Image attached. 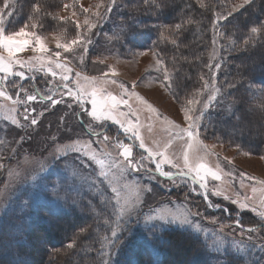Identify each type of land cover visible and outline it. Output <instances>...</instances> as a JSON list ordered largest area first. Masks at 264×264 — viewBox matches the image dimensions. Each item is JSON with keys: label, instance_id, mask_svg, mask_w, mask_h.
Segmentation results:
<instances>
[{"label": "rangeland", "instance_id": "rangeland-1", "mask_svg": "<svg viewBox=\"0 0 264 264\" xmlns=\"http://www.w3.org/2000/svg\"><path fill=\"white\" fill-rule=\"evenodd\" d=\"M11 1L12 0H10V2ZM96 3L97 2L94 0H79L76 9H72L71 7L65 9L62 7L58 13L60 16L68 17L73 21L78 19L81 25H83L85 16L81 11V6L83 8H89L91 6L94 11ZM238 3H240V0L230 2L229 6L226 8V12L222 14L227 15V13L232 10V7ZM73 11L77 13L76 17H72L71 13ZM89 19H93V17L90 16ZM105 24L108 27H112L109 16L103 22L99 23V26L97 25L96 30L100 29V27ZM79 31L83 34L80 42L74 45L69 44V50L67 51L62 48L58 49L57 42L60 44L68 43L76 39L77 33L71 38L58 32L37 33L43 37V42L50 52L54 53L55 51H60L62 57H66V59L62 60V63L67 64V66L72 69L70 79L74 78L75 73L79 71L81 72V83H85L83 80L84 76L95 77L97 78V84L103 86L106 94L110 93L119 98L122 92L120 87L121 83L130 93L134 92L136 95L125 97L126 99H130L132 111L136 113L134 116L129 114L127 122L134 125L147 147L155 151L165 152L169 158L182 166L183 153L187 146L184 143V138H179L177 134L181 128L187 126V121H185L183 112L181 111V102L186 105L187 99H192L194 101L193 111L196 115H200V112L196 111V109L201 108L202 102L206 101L208 96L215 90L213 88L209 69L205 79L208 81V88L205 89L203 87L204 82L201 83L200 81L199 86L194 85L189 93H179L181 102H178L172 95V91H176V88L173 87L172 91H169L162 84L164 69L167 68L169 72L172 73V78L176 70V68L172 69V67L169 66L163 56H159L156 52L150 51L149 49H134L126 56L110 54L106 49L104 51L101 50L108 45L107 42H101L100 45H97L96 49L95 47L93 49L92 42L88 44L84 40L88 32H86L83 27H81ZM212 33L208 64L211 62L214 65L215 63L223 62L220 50L221 47H224V44L221 45L219 36L215 37L216 43L214 44L213 29ZM164 34H166L165 31ZM139 41H143V39L139 37ZM82 44H87L89 50L85 51ZM214 48L217 50L216 52L213 51ZM91 50H95L96 52L88 56V52ZM37 55L41 54L33 52L31 47H25V49L18 52L16 54L17 59L26 63L23 68H21L19 64L13 65V72L25 71V79L20 80L19 77L9 75L7 77L8 83L0 84V86L9 88L10 94L14 99L15 94L14 89L11 87L12 84L26 82L29 85V80H34L35 83H37V78L51 80L54 85L60 83V70L55 69L54 64L50 65L53 70L57 71V76L52 77L51 73L47 70V60H45V67L40 68L39 64L35 61ZM81 56H83V62L81 61ZM53 59H55V57H53ZM157 59H162L164 63L162 65H157ZM263 60L264 56L261 55L258 57L257 62ZM27 62L36 64V67H29ZM248 67H250L252 71L258 70L262 72L263 70V68L258 66L255 62H251ZM213 71H215L214 68ZM3 75V73H0V76ZM181 75L184 76L183 74ZM33 77L36 78L34 79ZM112 80H115L116 83H112ZM133 82H135L134 88ZM27 88L32 92L30 86ZM215 88H219L220 92L217 94V100L205 110L204 115L201 117L200 123L203 126L204 122H207V118L209 117L206 115L212 114L214 111H221L225 114L230 112L229 102L225 96L222 97V89L217 82V75ZM55 89L56 87L53 90ZM48 94L49 92H42L41 97L43 101H46L43 97ZM53 96H55L56 99L61 98L59 92ZM21 98L23 99V94H21ZM64 99L71 102L68 97H64ZM145 101L147 103H145ZM149 105L151 107H149ZM19 106L22 109L21 112H23V105H13L11 101L0 98V140L3 141V143H0V163L6 165L4 169H0V173H2L0 174V192L3 193L0 195V219H2L4 212L7 211L6 209L11 205L12 201L20 194H22L23 198H25L26 194H28L29 197L33 195L37 196L42 199L46 207L49 205L56 206L58 201H61L60 192L66 180H68L69 183L72 182L74 187L79 188L86 183V178L90 175L88 179L91 180L92 175L95 176L98 179L97 183L101 184L108 191V198L110 199L114 195L111 189L114 184L117 183L116 181L109 183L114 171L111 164L113 162H124V157L121 155L123 149L120 147L117 138L124 144L131 145L132 157L134 160H139L141 155L147 156V152L139 147V141L132 137L131 133L125 135L119 125L111 121H104L102 127H100L97 126L98 122H93L94 130L97 133H101L99 137L100 140L103 139V135H108L110 137L107 144L93 143L92 145L98 153V158L105 160L106 166L101 168L100 165L95 164L94 161H87L86 158L87 167L80 165L69 168L66 166L65 162L64 166H59L61 168L58 169L56 175L48 179L44 176V173H46L57 160L49 155L56 144H69L73 140H80L82 143L89 140L96 141L97 137L84 135L80 127L76 124L75 118L70 115L67 116V125H62L60 117L65 116L68 112L66 104H58L52 108L48 106V102L44 103L40 98L28 104V107H34L36 109V114H39L45 107H48V111L42 116L45 117L44 123L51 124L52 116L57 115V126H59V128L54 127L50 129L48 125L43 126L41 122L42 117H39L40 122L36 126L29 128L25 125L24 128H17L11 123V120H6L5 117L15 115L18 118L17 113L11 112V109L13 107L19 109ZM51 110H53V114L49 113ZM248 110L250 111L251 109L245 107V111L250 113ZM119 111L127 113L129 109L121 106L116 113L118 117ZM190 115H192V113H190ZM119 118L125 119L124 117ZM21 119L24 122L22 116ZM84 119L87 122L91 120V118L88 117ZM203 126L200 127V131ZM69 127L71 128V133L66 131ZM43 128L51 130L47 136V140L38 148L32 147V140L45 133ZM61 132H64V136H62ZM29 134L32 135L30 144L27 142ZM67 135H71V140L62 138ZM21 136H24L25 139L21 143H17V141H20ZM52 137L57 138L55 144L52 143ZM199 139L202 140L204 144L208 145L209 148L206 153L202 152L200 154V159L194 158L193 153L189 151V161L193 167L201 163L205 165L207 175H205L203 182L206 184L207 190L200 189L199 183L194 182L191 176L185 177L184 179L177 178L175 183H173L166 177H159V173H155L157 179L153 180L143 170L138 172L128 170L125 175L130 190H135L137 185H148L153 191L145 194V202L142 209L139 210V214L132 216L128 222L124 224L123 230L129 227V225H132L131 228H128L131 230L137 228H156L157 230H161L167 227L186 229L200 237L211 251L232 253L236 257L243 258V264H252L255 262L264 264V248L258 247V245L264 244V229L260 230L258 234L251 233L253 240L248 241L247 237L249 233L245 231L242 235L240 227L243 226L241 223L260 222L251 208L252 205L255 204L257 209H259V201L264 198V184L260 183V181H264V158H262L264 155L252 154L236 146H228L217 140L214 141L210 135L208 136L204 133H202ZM13 149L17 150L15 158H12ZM26 156L30 159L34 157L36 161H44L45 167L43 171H40L39 163L24 164ZM144 163L147 164L148 168L153 169L154 172L155 164L152 163L151 160H145ZM124 166L127 169V165L125 164ZM163 168L166 171H176V169L171 168L167 164L163 165ZM10 171L12 173L11 176L9 175ZM73 171L77 173L75 177L72 175ZM102 171L109 174V180H105L104 177L100 175ZM212 172H215L220 178L215 179L211 174ZM241 173H243V175H241ZM117 174H119L118 170ZM5 181L9 182L7 187ZM119 183L122 184L124 181L121 180ZM54 188H59L58 195H54ZM192 189H196V191H192ZM253 189H255V191ZM215 191H220L222 194L213 195ZM205 196H207V200ZM224 196H228L229 199H224ZM245 197L248 198L247 201H245ZM233 199L246 202L249 205L248 208L240 209L238 204L231 203ZM25 201L26 200H23V204ZM209 203L220 205V207H208ZM157 209L161 211L170 210L177 214H183L189 210L192 212H199L201 213L200 216H190L189 219H191L193 223H198L201 230L197 231L192 225L181 224L179 221L176 223H165L164 221L156 220L146 223L145 215L155 214ZM239 217L241 220H239ZM242 219L245 221L243 222ZM213 220L216 222L213 223ZM237 220L240 221V226L236 224ZM230 222L233 223L230 224ZM221 226H224L222 230ZM243 228L246 229L245 227ZM109 238L112 239L111 235ZM44 242L45 238L39 237V244ZM177 244H180V241H178ZM172 248V251H178V246L177 248ZM109 249L110 245L107 247L108 251ZM118 250L119 247H117V251ZM178 264L182 263L179 262Z\"/></svg>", "mask_w": 264, "mask_h": 264}, {"label": "trees", "instance_id": "trees-1", "mask_svg": "<svg viewBox=\"0 0 264 264\" xmlns=\"http://www.w3.org/2000/svg\"><path fill=\"white\" fill-rule=\"evenodd\" d=\"M232 1L236 0H204L205 7L201 8L196 0H167L163 9L159 10L154 5L150 8L144 0H116L112 12L108 14L112 27L105 24L100 29L94 28L85 37L91 40L93 49L101 42H107L108 45L101 50L106 49L110 54L126 56L134 49L156 52L165 58L172 69L176 68L173 74V81L179 85L175 87L176 91L189 93L194 85L199 86L200 81L204 82L199 78L201 74L205 79L207 76L208 68L205 65H208L211 49L214 13L226 12ZM11 3L14 15L8 20L5 13L7 31L17 30L29 22L33 3H40L43 12L58 16L64 4L72 9L77 6V3L72 6L74 0H12ZM2 4L3 0H0V6ZM228 21L219 22V31L223 33L219 39L224 47L220 50L223 62L217 72V82L222 89V97L225 96L229 102L230 112L214 111L206 115L209 117H205L207 122H204L200 132L210 135L214 141L264 155V109L261 108L264 104V60L257 62L258 57L264 56V37L253 34L255 39L245 44L250 28L259 27L260 22L264 21V0H254L228 17ZM36 22L39 33L58 32L68 38L77 33L75 23L70 18L65 22L51 16L44 17L43 28L39 27V21ZM178 23H183V28L178 32L171 31ZM162 25L170 26L169 30H163V36L159 27ZM139 37L143 41H139ZM173 39L177 40L176 44H172ZM95 52L91 50L88 56ZM251 62L263 68L262 72L252 71L248 67ZM46 81L48 79L37 78V83L29 80V85L26 82L19 84L25 89L30 86L32 92L47 103L41 97L42 92H49L50 95L57 85L51 84V87ZM228 84L235 87L228 88ZM58 92L57 89L53 95ZM245 107L251 109L248 110L250 113L245 111ZM21 110L19 106L18 111ZM49 113L53 114V110ZM56 116H52L51 124L44 123L45 117H42L43 126L59 128ZM18 118L23 122L21 116L18 115ZM75 122L84 135H90L84 127L87 123L85 119ZM43 129L45 133L32 142V135L29 134L27 142H31L32 147L38 148L47 140L51 130ZM61 134L64 136V132ZM65 162V159H57L44 176L53 178L61 168L59 166H64ZM88 178L79 188L66 180L60 192L61 201L56 206L46 207L42 199L34 195L29 197L26 194L23 198L20 194L15 198L0 219V264H103L104 259H110L111 264H243L244 259L232 253L209 250L201 238L190 230L172 227L131 230L128 228L132 225H129L119 233L117 243L110 245L108 251L107 241L102 239L105 236L109 238L112 230L103 222L105 209L111 210L106 203L108 191L97 183L95 176L92 175L91 180ZM23 200H26L24 204ZM260 223L246 222L241 225L247 229ZM81 229L86 231L81 232ZM39 237L45 238V242L39 244ZM178 241L180 244H177ZM69 244H72L71 248ZM102 245H107L103 251L109 253L108 257L102 255ZM177 246L178 251H172V247Z\"/></svg>", "mask_w": 264, "mask_h": 264}, {"label": "snow or ice", "instance_id": "snow-or-ice-1", "mask_svg": "<svg viewBox=\"0 0 264 264\" xmlns=\"http://www.w3.org/2000/svg\"><path fill=\"white\" fill-rule=\"evenodd\" d=\"M79 0H74L72 6L78 3ZM167 0H144V3L151 6H155L156 9L162 10L165 6ZM254 0H240V3L234 5L232 10L224 15L222 13H214V18L212 19V28L214 32V40L213 43H216L215 37L223 35L219 31L221 21L229 22L228 17H231L233 13L238 12L240 9L244 8L246 5H250ZM197 3L201 6V8L205 7L204 0H197ZM116 4V0H98L95 4V10L93 11L91 6L89 8H83L81 6V11L83 12L85 18L83 21V25L77 19L74 21L75 27L77 29V37L65 44H60L57 42L58 49L69 50V44H77L80 42L82 33L79 31L81 27H83L86 32L91 33L92 29L97 27V24L103 22L108 18V14L112 12L113 7ZM70 5L64 4V8H69ZM7 19L10 20L14 15V7L10 0H3L2 6H0V73H3V76H0V84H7V77L9 75H14L19 77L20 80H24L26 77L25 71H16L13 72V65L19 64L21 68L24 67L26 62L20 61L17 59L16 54L25 47H31L32 51L35 53H39L41 55H37L35 57V61L39 64L40 68L45 67V60L48 62L47 70L51 73L52 77L57 76V71L53 70L50 65L54 64L55 69L60 70V83L57 84V88L59 90L60 99H56L53 95H46L43 98L48 102V106L54 108L58 104H66L67 114L65 116L60 117L61 124H66L67 116L70 115L75 118L77 121L83 120L85 117L91 118L90 121L84 124V127L91 133L92 136H96L97 140L92 141L89 140L87 142H81L80 140H73L69 144H56L53 150L49 153V155L55 159H65L66 166L69 168H73L75 166H84L87 167V161H94L95 164L100 165L101 168L106 166V162L104 159L98 158V153L95 148H93V143H103L107 144L110 140L108 135H103V139L100 140L101 133H97L94 130L93 122H98L97 126L102 127L104 121H111L120 126L123 130L124 134L127 135L131 133V136L134 137L137 141H139V147L144 149L147 152V156L141 155L139 160H134L132 157V147L131 145L124 144L119 141L117 138L120 147L123 149L121 155L124 157V162H113L111 167L114 169L112 173L111 180H109V174L107 172L102 171L100 173L101 176L104 177L105 180H109V183L116 181L111 191L114 194L110 199L106 201L108 207L111 209L108 211V208L105 209L104 216V224L107 226H111V237L109 239L107 236L102 237L105 241H107V245H115L117 243L118 235L123 231V226L128 222V220L134 216L139 214V210L142 209L144 204V196L146 193L152 192L153 189L148 185H137L135 190H130L129 183L126 178V171L131 170L133 172L145 171L151 179H157L155 173H159V177H166L175 183L176 179H184L185 177L191 176L194 182L199 183L200 189H206V184L203 182L205 175H207V170L204 164H198L195 167L190 164L189 161V151L193 153L194 158L200 159V154L202 152L206 153L209 148L208 145L204 144L199 137L202 135L200 132V127L203 125L200 123L201 117L204 115L205 110L213 105V102L217 100V94L220 92L219 88H215V80L217 71L221 68V63H215L214 65L210 62L208 65H205L211 72L213 88L215 89L211 95L208 96L207 100L202 102V107L196 109V111L200 112V115H196L193 111L194 109V101L192 99H187L186 105L181 102L179 93L176 91H172L173 87H179V85L175 84L172 78V73L169 72L167 68L163 71V79L162 84L169 91H172V95L177 99L178 102H181V111L183 112V116L185 121H187V126L180 129L177 136L179 138H184V143L186 144V149L183 153V165L181 166L178 162L169 158L165 152L155 151L146 146L144 140L140 136L138 130L134 127L132 123L127 122V117L129 114L136 115L134 111H132V107L130 104V99H126L125 97H131L132 95H136L134 92H129V90L121 83L120 87L122 89L121 95L119 98L111 95L110 93H105V89L102 85L97 84V78L84 76L83 80L85 83H81L80 77L81 72L77 71L75 73V77L70 79V75L72 69H70L67 64L62 63V60L66 59V57H62L60 51L50 52L47 49L46 44L43 42V37L35 31L38 27L43 28V18L47 16H51L52 19L58 21H68V17L58 16L53 13L43 12L40 3H33L31 5V12L29 14L28 20L23 26L19 27L18 30L7 31L6 30V16ZM72 17H76L77 13L73 11L71 13ZM89 16L93 17V19H89ZM191 23V21H188ZM162 29L161 35L163 36V30H169L170 26L162 25L159 26ZM183 28V23H178L171 28V31L178 32ZM256 35H260L264 37V21L260 22L259 27H251L249 30L248 38L245 40V44L251 43L252 40L255 39ZM87 40V43L90 44L91 40L88 37H84ZM172 44H176L177 40L173 39ZM85 51H87V44H82ZM216 52L217 50L214 48L213 50ZM46 54V55H45ZM55 57V59H53ZM198 59V58H197ZM222 59V58H221ZM81 61L83 62V56H81ZM29 67H36V64L31 62H27ZM164 61L162 59H157L156 64L162 65ZM213 68L215 71H213ZM107 75V74H105ZM200 80L204 81L203 87L205 89L208 88V81L205 80L203 74L200 75ZM49 85L52 84L51 80L46 81ZM112 83H116L115 80H112ZM11 87L15 89V99L10 94L9 88L5 86H0V98L4 100L11 101L13 105H23V112H19L18 108L13 107L11 112L17 113V115L22 116L24 123L17 118V116H6V120H11V123L15 125L17 128H24L27 125L29 128L38 125L39 117H42L45 112L48 111V107H45L43 111L39 114H36V109L29 108L28 104L38 99V96L35 92H29L28 89H25L23 85L20 84H12ZM135 87V82H133V88ZM228 88L235 87L234 84H228ZM21 94H23V99L21 98ZM64 97H68L71 102H68L64 99ZM145 103H147L145 101ZM90 106V107H89ZM123 106L129 109V112L119 111V117H124L125 119H121L116 114L119 108ZM149 107H151L149 105ZM261 108L264 109V104L261 105ZM192 113V115H190ZM138 119V118H137ZM68 133H71V128L69 127L66 130ZM71 140V135H67L66 137ZM25 139L24 136L20 137V141L17 143H21ZM56 137H52V143L55 144ZM0 143H3L0 140ZM22 147V144H21ZM214 147V146H213ZM17 150H12V158H15ZM264 158V157H262ZM145 160H151L152 163L155 164V170L148 168L147 164L144 163ZM78 162V164H77ZM31 163H39L40 171H43L45 167L44 161H36L35 158L25 157L24 164ZM127 165V169L124 165ZM169 165L171 168L176 169V171H166L163 168V165ZM6 165L4 163H0V169H4ZM117 170L118 173L117 174ZM203 173V175H202ZM2 174V173H0ZM215 179H219L220 177L215 173H211ZM11 176V171L9 172ZM18 175V174H17ZM72 175L75 177L77 173L75 171L72 172ZM243 175V173H241ZM123 180L124 183L120 184L119 181ZM8 181H5V185L7 187ZM260 183L264 184V181H260ZM255 191V189H253ZM192 191H196V189H192ZM54 195L59 194V188L53 189ZM3 193L0 192V195ZM220 191L213 192V195H221ZM207 200V196H205ZM224 199H229L228 196H224ZM247 197H245V201H247ZM231 203L238 204L240 209L248 208V204L246 202H240L237 199L231 200ZM220 207V205H213L211 203L208 204V207ZM95 210V209H93ZM251 210L256 214L261 222L260 225L256 227H249L246 230L241 226V234L243 235L245 231L249 233L247 239L248 241L253 240V236L251 233H259L260 228L264 227V198L259 201V209H257L256 205L253 204ZM99 215V214H98ZM199 212L187 211L183 214H177L171 212L170 210L161 211L157 209L155 214L145 215V222L151 221H164L165 223H176L179 221L181 224H190L197 231L201 230L200 225L198 223H193L190 216H200ZM115 217L113 220L112 217ZM213 223L216 221L213 220ZM236 224L240 226V221L237 220ZM224 226H221V230ZM86 231V229H81V232ZM107 245H102V255L105 257L109 256V253L103 251ZM69 248L72 247V244L68 245ZM258 247L264 248V244L258 245ZM103 264H111L110 259H104Z\"/></svg>", "mask_w": 264, "mask_h": 264}]
</instances>
